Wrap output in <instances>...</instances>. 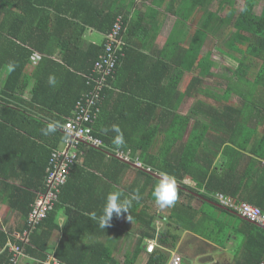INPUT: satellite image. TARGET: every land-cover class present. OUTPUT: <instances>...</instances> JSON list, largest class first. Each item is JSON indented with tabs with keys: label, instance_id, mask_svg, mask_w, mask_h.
<instances>
[{
	"label": "trees",
	"instance_id": "1",
	"mask_svg": "<svg viewBox=\"0 0 264 264\" xmlns=\"http://www.w3.org/2000/svg\"><path fill=\"white\" fill-rule=\"evenodd\" d=\"M124 1L0 0V156L8 157L7 164L20 170L13 177L0 175V186L4 187L2 192L10 191L9 198L13 205L21 210V219L25 220L24 230L20 233L22 236L28 226L32 204L37 198L36 192L45 190L52 152L65 148L67 137L61 128L73 117L80 97L95 89L96 84L90 81V77L99 80L102 74L95 70V64L106 53L105 42L87 45L86 34L91 29L108 34L120 16L126 26L122 32L125 45L117 53L116 72L104 83L100 113L92 125L93 135L102 145L95 147L82 143L78 146L83 163L71 168L54 210L28 241L11 234L8 241L19 248L20 254L10 250L11 246L7 247L0 255V264L48 261L51 250L45 234L51 235L52 230L59 228L57 212L64 210L68 218L66 225H81L84 221L98 224L85 214L101 215L102 212H93L94 208L100 202L105 204L110 192L120 191L123 198L132 199L137 189L141 198L132 200L128 213H122L119 217L114 213L110 221L118 232L122 229V220L136 223L139 239L131 258L119 260L114 256L113 249L103 243L87 245L65 241H59L53 250L54 256L63 264H136L146 252V240H156L158 248L148 255L146 264H167L169 257L161 247L168 245L171 239L177 242L180 235L167 230L162 232L156 226L159 205L155 203L152 193L164 172L175 176L178 183V199L171 209L181 212H177L179 215L171 212L170 222L193 221L194 217L201 220L197 223L199 225L193 227L178 225L181 230H190L201 236L207 230L214 234L213 238H218L220 230L216 220L207 214L223 211L236 213L233 209L224 208L216 199L221 195L235 203L240 201L235 197V191H227L228 180L210 176L216 173L212 167L219 151L218 147L212 151L211 146L215 145V141L231 139L238 125L246 129L247 140L256 133L255 126L247 129V126L233 119L235 114L238 117L244 114V107L233 106L230 100L243 98L245 108L250 107L254 95L250 88L264 89V0H245L239 12L231 9L230 14L235 19L231 23L233 30L227 34L224 33L230 28L219 12L230 6L231 0H180L177 9H173L175 5L170 3L166 11L174 10L177 20L164 45V49L168 50L167 56L165 53L146 55L142 52L143 41L148 35L149 17L141 12L131 15L134 2L125 6ZM217 3V10H213ZM156 6L161 7V4ZM150 10L159 13L158 9ZM151 18L157 20V16ZM189 23H194L196 29L188 47H184L181 46L182 40ZM210 38L222 42L220 50L238 62L239 66L231 74L225 73L224 81L219 80L214 86H204L203 81L207 76L215 77V60L212 52L205 48ZM35 50L39 51L41 57L39 55L33 61ZM136 54H142L140 59L145 60L142 63L137 61ZM246 56L263 62L255 83L247 80L252 68L247 69L244 65ZM196 68L197 74L188 79ZM125 71L132 76L131 84L144 90L147 103L141 102L148 107L145 117L136 105H132L125 91H116L117 88L121 89L116 85H119L118 80ZM188 81L181 91L180 85ZM30 90L32 94L27 97ZM111 96H114V108L110 102ZM211 97L214 98V105L208 102ZM189 98H195V103L190 113L184 114L181 107ZM123 101H126V108ZM119 103L122 104L118 106ZM129 113L134 114L133 118H126ZM194 115L198 118L188 132ZM136 122L143 123V129L139 132L132 131L136 126L140 127ZM50 123H55L57 130L44 135L42 130ZM121 133L125 143L117 146L115 141ZM186 134L187 140L179 150L175 144ZM159 136L166 139L160 146L157 144ZM129 150L132 154L130 163L115 155L117 151ZM170 153L174 155L170 156ZM207 153L211 155L207 156ZM136 158L141 161V168L133 167ZM128 170H132L133 176L124 184L119 176ZM232 170L235 171L233 167ZM207 176L210 177L208 184H205ZM234 177L231 175L230 179ZM204 189L207 190L206 194L202 191ZM91 190L100 195L90 194ZM72 196H76V200L70 198ZM196 196L202 198L205 210H197L191 205L192 198ZM184 198L185 202L182 201ZM180 206L184 207L183 210ZM256 206L263 209L259 204ZM244 223L253 231L247 240V252L257 257L244 262L238 260L237 264H258L264 258V228L246 220ZM0 235L3 246L9 233L0 232ZM258 240L261 245L253 246V242Z\"/></svg>",
	"mask_w": 264,
	"mask_h": 264
},
{
	"label": "crops",
	"instance_id": "2",
	"mask_svg": "<svg viewBox=\"0 0 264 264\" xmlns=\"http://www.w3.org/2000/svg\"><path fill=\"white\" fill-rule=\"evenodd\" d=\"M124 2H125L124 3L125 6H129L134 2L133 7L131 8L132 10L131 15H134L136 12H141V13H146L149 17L147 18L148 35L143 41L141 48L142 52L146 55L152 53L154 54L157 53L161 55L162 53H165V56H167L168 50L164 49V45L167 42L169 35L174 27L175 21L177 20V16L174 10L170 12H167L166 10L167 7L170 6V3L175 5L173 6V9H177L180 5V0H125ZM159 4H161V7L156 6ZM148 8L158 9L159 13L156 14L155 11L150 10ZM152 16H157V20L151 18ZM150 23L151 25L149 26ZM192 29H194L193 31L194 34L196 26L194 23L193 24L189 23L187 28L185 29L184 37L182 40L183 45L181 46L187 47L184 39L185 36L188 35V33L191 36L190 37V41H191L193 35ZM100 35L101 38H99ZM104 42H105L104 33H100L91 29L86 34L87 45L90 43L102 44ZM206 50L208 49L206 48ZM38 52L39 51L35 50V53L37 54L36 57H38L39 55L41 57V54H39ZM136 55L138 56L136 58L137 61L140 60V62L142 63L145 60L144 58L140 59L142 57L141 56L142 54L141 55L136 54ZM55 56L54 59H57L59 61V59ZM251 61L259 66L257 69H256V65L251 67L252 71L250 72V76L247 78V80L255 83L256 76L259 74V72L262 71L261 68L263 62L258 58H251ZM29 71L30 72L32 71V67L30 68ZM225 79L226 77L224 76L221 78L222 81H224ZM216 80L218 79L215 75V77L211 78L207 86H214L217 82ZM131 81H132V76L130 75V73H128V71L122 72V77L119 78L118 80L119 85L115 84L117 87L119 86L121 89L117 88L116 91L121 93L125 91L124 93L131 98L130 100L132 101V105H136L138 110L145 117L148 107L146 104H142L141 102V101H145V103H147L146 96L143 93L144 90L132 85ZM214 81L216 82L214 83ZM180 90L182 91L183 89L180 88ZM250 92L254 93L252 97L253 98L252 106L245 108V104L242 101L243 98L240 97L232 98L230 100V103L233 106L244 107L242 108L244 114L241 117H238V115L235 114L233 115V119H235L237 122H241L244 126H247V129L255 126L256 133H254L252 139L247 140V136L245 134L246 129H242L241 126L238 125L237 132H235V135L231 139H226L224 142L215 141L214 142L215 145L211 146V148L212 151H214V147L219 148V151L216 155L215 164L212 167L216 173L210 176L225 178L226 180L229 181V186L226 187L228 192L232 193L235 191V197L240 199V201L242 200L255 205L259 204L264 209V89L262 87H256L255 89L252 87L250 88ZM243 93H245L244 89H243ZM31 94L32 91L30 90L27 93V97H29ZM154 95L158 96V93H155ZM192 99L193 98H189L188 100H192ZM113 100H114V96H111L110 102L112 107L114 108L115 105L113 103ZM208 102L211 105L215 104L214 98L212 97L208 99ZM121 104L122 103H119L118 106H120ZM123 105L126 108V101H123ZM109 109L113 110L110 107ZM133 116H134L133 113H129L126 115V118H133ZM138 124L140 125V127L136 126L135 128L132 129V131L139 132L143 129L142 128L143 123H138ZM192 127H193V122L190 124L188 128V132L192 130ZM187 136L188 134H186V136L183 137L180 142L177 141L175 147L181 149L183 144L187 140ZM165 141H166L165 138L159 136L157 144H159L160 146ZM123 153L129 155L132 161V154L130 150L128 152H123ZM3 154L5 155L6 153ZM172 155L174 154L170 153V156ZM206 155L210 156L211 153H207ZM108 157L111 158L110 156ZM7 159L8 157L0 156V175L5 174L7 176L13 177L14 175L18 174L20 170L18 168L16 170L12 166H9L7 164L8 162ZM137 161L141 163L139 158H136L133 164L134 168L136 167L140 168L137 165V163H135ZM82 163H83V158L79 160V164ZM232 167L235 169V171L232 170ZM130 173L133 175L132 170H128L126 173H123L122 175L119 176L120 180L122 179L124 184H126L128 180H131L132 177L130 176ZM231 175H235V177L230 179ZM210 176L206 177L205 184H208V179ZM1 179L2 178H0V180ZM18 181L20 180L18 179ZM191 184L195 185L194 182H192ZM82 185L84 184L82 183ZM93 188H95V186ZM3 189L4 187L0 186V232H4L6 234L9 233V236L7 242L2 246L3 239L2 236L0 235V255L7 250L6 249L7 247L12 246V244L10 243L11 241H8L10 235L20 234L24 230L23 224H25V220L21 219L22 216L21 210L18 209V206L13 205L11 199L9 198L10 191L6 190L2 192ZM85 191L86 189H84V193ZM202 191L205 194L207 193L206 189ZM39 193L40 192H36V195L38 196ZM95 193L97 194V197L98 195H100L99 192H95ZM95 193L93 192V190H91L90 194H95ZM75 197L72 196L70 198L76 200ZM182 201L185 202V198ZM202 202H203L202 198L196 196L195 199L192 198L191 205L195 209L199 210L201 208V211H203L205 209L204 206H202ZM199 203H201L200 206L196 208L195 205L197 204L199 205ZM209 203H214V202H209ZM16 204L19 205V202L17 201ZM104 205H105L104 203L101 202L98 203L94 208L95 210L93 212L101 213L103 211ZM172 207L174 208V206ZM183 208L184 207L180 206L181 210H183ZM157 211L159 213V216L156 221V226L158 227V230H161L162 232L167 230L169 232L175 234L177 233L180 235V238L178 239L177 242L171 239L168 245L161 247L162 251L166 253L169 257L167 259V262L174 253L180 255L183 258V264L192 263L191 261H199L200 264H213V262H217L218 264H237L238 260L244 262L246 259L250 261L251 259L253 258L255 259V257H257V256H253V254L251 255V252H247V248H246V246H248L247 240L253 234V231L250 229V227L247 226V224L244 223L245 220H243L241 217H239L236 214L227 211L210 212L209 215L207 214V216L211 217L212 220H216V224L220 230L219 237L217 238L216 236H214L213 238L214 234L212 232L211 233L205 232L203 233L205 235L202 234L203 236H201L198 235L197 233L191 232L190 230H181L178 226L183 224H184L183 226L186 225L190 227L199 225L197 224L198 221H201L199 218L194 217L193 221L190 220L187 221L186 219L182 221V223H178L177 225L174 222H170L169 217H172L170 213L173 212L176 213L177 215L178 214L177 212H181V211H176L174 209H171V207H165L161 209L160 206H158ZM85 216L92 218L95 215L90 213V214H85ZM56 223L58 224L59 228L52 230L51 235H49V233L45 234V237L48 240L47 242L49 244V249L51 250L50 251L51 256H54L53 250L58 245L59 241H65L66 243H71V244H75L79 242L87 245H96L103 243L109 249H113L114 256L121 261H124L127 258H129L128 253H131V255H133L135 250L137 249L139 235L136 232V223L134 221H130L127 219L122 220L121 221L122 229H120V232L116 230L117 227L111 224H109V226L103 229L99 227L98 224L93 223V221H84L83 224L81 225H76V224L66 225L68 223V218L64 210H61L57 212ZM177 228H179V230ZM218 240L221 241V243H217ZM154 241L155 243H157L156 240ZM257 244H260V240L253 242L252 245L256 246ZM238 247L240 249L238 258L235 259L231 258V256L227 252L228 249L233 250V248H238ZM147 257H148V253L145 252V254L140 256L136 264H139L138 263L139 261L142 262L141 259L143 258L145 259V264H146ZM33 261L34 262L32 264H46L45 262H42L40 260L37 261L33 260ZM26 264H31V261L29 263L27 262Z\"/></svg>",
	"mask_w": 264,
	"mask_h": 264
},
{
	"label": "built area",
	"instance_id": "3",
	"mask_svg": "<svg viewBox=\"0 0 264 264\" xmlns=\"http://www.w3.org/2000/svg\"><path fill=\"white\" fill-rule=\"evenodd\" d=\"M124 29H126L124 20L122 17H119L112 30L106 35V53L102 55L101 60L95 64V70L97 72H102V74L99 76V80L90 77V81L96 84L94 87L95 89L79 99L76 104L74 116L61 128V131L67 137L65 148L52 152L49 167L47 168L45 190L38 194L34 204H32V209L27 220L28 226L23 236L17 234V237H23L28 241L32 233L37 230L38 226L47 219L50 212L54 210L59 200L61 190L66 185L69 175L71 174V168L79 163L82 154L78 151V146L82 143H87L95 147L102 145V142L94 137L92 125L100 113L99 104L105 86L104 83L108 77L115 73L116 63L118 61L117 53L121 52L125 45L122 38ZM37 58L39 57L33 58V61ZM115 155L126 163L131 162L129 155L121 151H117ZM135 163H137L140 168L142 167L139 161ZM218 198L225 207L233 209L250 223L264 228V212L259 207L249 203L238 204L221 195H219ZM146 242L148 253H153L156 247L155 242L151 240H147ZM11 250L20 254V250L17 246H11ZM49 264L63 263L56 258H52ZM167 264H183V258L174 253ZM213 264L218 263L213 262ZM260 264H264V259Z\"/></svg>",
	"mask_w": 264,
	"mask_h": 264
},
{
	"label": "clouds",
	"instance_id": "4",
	"mask_svg": "<svg viewBox=\"0 0 264 264\" xmlns=\"http://www.w3.org/2000/svg\"><path fill=\"white\" fill-rule=\"evenodd\" d=\"M106 35L107 34H105V44H106V40H107ZM36 56H37V54H35V56L33 58H35ZM115 72H116V70H115ZM101 104L102 103L100 102L99 106ZM75 108H76V106H75ZM74 113H75V109H74ZM73 116H74V114H73ZM56 130H57V125L55 123H50V124H48L47 128L42 130V131H43L44 135H48L50 133H54ZM115 143L117 146H123L124 145L125 142H124V138H123L122 133L117 137ZM152 195L154 197L155 203L158 204L161 208L173 206L178 199V183H177L176 177L173 175H170L166 172L161 173L160 181L154 187ZM140 198L141 197H140L138 189H137L136 193L133 195L132 199L123 198V193L120 191L110 192L106 197V203L104 205L102 214L99 215L98 217L93 216L92 219H94L98 222L99 227L105 229L107 226H109L110 221H111L114 213L116 214L117 217H119L122 213H128V210L132 205V200L138 201ZM216 199L220 201L218 196L216 197ZM229 199H231V198H229ZM237 203L239 204V203H248V202L237 201ZM249 204H251V203H249ZM222 206L226 209H231V208L225 207L224 205H222ZM254 206H256V205H254ZM257 207H259V206H257ZM259 208L264 212V210L261 207H259ZM235 214L238 215L239 217H241L242 219L248 221L247 219L243 218L239 213L236 212ZM128 219H129V217H128ZM257 226L261 227L259 225H257ZM261 228H263V227H261ZM151 241H153V240H151ZM153 242H155V241H153ZM155 245L158 248V243H155ZM145 247H146V252L148 253L147 242H146ZM155 250H156V247H155ZM155 250H154V252H155ZM153 253H148V255L153 254ZM52 258H55V256H50L48 261H46L45 263L49 264V262L52 260Z\"/></svg>",
	"mask_w": 264,
	"mask_h": 264
},
{
	"label": "rangeland",
	"instance_id": "5",
	"mask_svg": "<svg viewBox=\"0 0 264 264\" xmlns=\"http://www.w3.org/2000/svg\"><path fill=\"white\" fill-rule=\"evenodd\" d=\"M244 2H245V0H231L230 6H226L221 12H219V14H220L221 17H225V20L227 21V24H228V26L230 28L224 34L230 33L233 30V28L231 26V23H232V19L234 20L235 17H232L233 14H230L231 9H236L239 12L243 8ZM217 5H218V3L215 4L212 9L213 10H217V8H218ZM224 5H226V4H224ZM193 31H194V29H192V34H193ZM190 37L191 36L188 33V35L185 36V39H184L187 47H188V44H189V41H190ZM224 37H226V36H224ZM99 38H101V35L99 36ZM219 47L222 49L223 45H222V42L218 41L216 38H210L208 40V43L206 44V48L212 52L213 59L215 60V63H216L215 66H214V70H213V72L216 73L215 75H216V77L218 79L216 81L221 80V78L223 76L226 77L225 76V73L231 74L232 71L235 68L238 67V63L235 62L233 59H231L226 53H223L220 50ZM243 61H244V65L247 67V69L250 66L253 67L254 65H256V64H254L251 61V58L250 57H247V56L244 58ZM258 66L259 65H256V69L258 68ZM197 71H198V68H196L194 70V72H192L188 76V79H191L194 75H196L197 74ZM210 80H211V78L209 76H207L204 79V81H203V82H205L204 83V86H207V84L209 83ZM216 81H214V83ZM188 83H189V81L182 83L181 86H180V88L181 89H185ZM185 102H184L185 104H183L182 107H181V112L184 113V114H188V113H190V109L193 107V105L195 103V99L194 98L192 100H188L187 99ZM197 118H198V116L194 115V117L192 119V122L195 119H197ZM130 176L132 177L133 175L130 173ZM200 204L201 203H199V205L198 204L195 205V207L198 208L200 206ZM205 232L209 233L210 231H207L206 230ZM222 252H224V251H222ZM227 252L231 256V258L235 259V258H238L240 249H239V247L238 248H233V250H229L228 249ZM224 253H226V252H224ZM128 256H129V258H131L132 257L131 253H128ZM141 261L142 262L139 261L138 263L139 264H145V259L144 258L141 259ZM191 262L192 263H189V264H200L199 261H191Z\"/></svg>",
	"mask_w": 264,
	"mask_h": 264
}]
</instances>
